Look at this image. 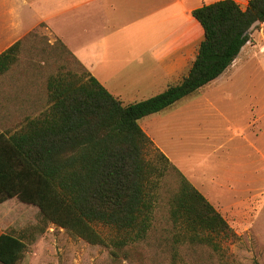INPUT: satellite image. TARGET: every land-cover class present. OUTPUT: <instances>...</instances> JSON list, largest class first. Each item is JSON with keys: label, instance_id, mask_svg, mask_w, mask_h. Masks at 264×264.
<instances>
[{"label": "trees", "instance_id": "1", "mask_svg": "<svg viewBox=\"0 0 264 264\" xmlns=\"http://www.w3.org/2000/svg\"><path fill=\"white\" fill-rule=\"evenodd\" d=\"M193 15L205 30L193 66L179 82L136 102L112 94L58 39L83 69L61 65L47 79L49 107L0 132V205L16 198L37 206L48 222L109 248L119 259L147 239L166 191L171 264L179 263L180 251L189 245L211 249L220 264H236L230 249L238 238L234 228L140 121L225 73L251 39L244 33L256 20L264 23V0H250L246 8L220 0ZM23 41L0 54V76L17 63ZM26 250L22 237L0 235V264H17Z\"/></svg>", "mask_w": 264, "mask_h": 264}, {"label": "rangeland", "instance_id": "2", "mask_svg": "<svg viewBox=\"0 0 264 264\" xmlns=\"http://www.w3.org/2000/svg\"><path fill=\"white\" fill-rule=\"evenodd\" d=\"M23 40L17 63L0 76V132L49 107L47 79L61 65L83 69L43 31ZM237 63L241 68L233 83L196 94L186 102L187 113L177 119H155L151 134L166 144L164 153L238 234L230 244L236 264H264V23L251 33ZM166 196L163 191L147 239L128 257L115 259L109 248L74 237L45 220L37 206L16 198L0 205V235L13 233L26 241L17 264H171ZM180 252L178 264H220L204 246L189 245Z\"/></svg>", "mask_w": 264, "mask_h": 264}, {"label": "crops", "instance_id": "3", "mask_svg": "<svg viewBox=\"0 0 264 264\" xmlns=\"http://www.w3.org/2000/svg\"><path fill=\"white\" fill-rule=\"evenodd\" d=\"M217 1L0 0V54L30 33L43 31L60 39L112 94L136 102L161 93L188 73L205 38L193 11ZM236 1L247 7L244 0ZM244 48L216 80L142 119L149 122L141 126L158 148L164 152L166 144L153 138L151 122L177 119L187 113L186 102L196 94L233 83Z\"/></svg>", "mask_w": 264, "mask_h": 264}, {"label": "water", "instance_id": "4", "mask_svg": "<svg viewBox=\"0 0 264 264\" xmlns=\"http://www.w3.org/2000/svg\"><path fill=\"white\" fill-rule=\"evenodd\" d=\"M259 25H261L260 20H256L250 28L244 33V36L251 34Z\"/></svg>", "mask_w": 264, "mask_h": 264}, {"label": "built area", "instance_id": "5", "mask_svg": "<svg viewBox=\"0 0 264 264\" xmlns=\"http://www.w3.org/2000/svg\"><path fill=\"white\" fill-rule=\"evenodd\" d=\"M244 1H245V3H247V5H248V3H249L250 0H244Z\"/></svg>", "mask_w": 264, "mask_h": 264}]
</instances>
